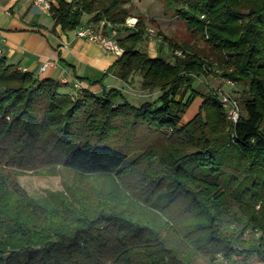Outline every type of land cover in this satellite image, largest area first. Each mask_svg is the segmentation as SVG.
Segmentation results:
<instances>
[{
  "label": "trees",
  "instance_id": "1",
  "mask_svg": "<svg viewBox=\"0 0 264 264\" xmlns=\"http://www.w3.org/2000/svg\"><path fill=\"white\" fill-rule=\"evenodd\" d=\"M120 2L121 0H51L48 13L54 21V26L64 33L81 26V17L84 14L91 16L90 22L105 20L113 28L120 23L123 25L126 18L125 12L120 8ZM165 2L169 7L176 6L177 14L188 25L205 32L209 43L223 52L226 58L223 65L227 68L223 77L233 82H249L253 98L243 100L242 112L237 122L231 126V134L227 138L239 155L248 158L251 165H257L259 169L264 170V67L259 63L264 59V0H254L255 4L248 12L234 9L231 0ZM136 23L134 29L115 28L118 32L126 33L123 38L117 40L123 52L106 72H111L116 78L126 82L132 71H145L148 81L144 82V85L159 84V96L153 101L134 106L125 100L120 90L103 88L100 94L96 95L84 89L80 91L82 96L71 102L68 96L60 95L58 90L61 86L58 82L52 79L38 80L30 73L16 70L6 64L0 57V145L7 141L12 145V149L18 147L16 152H20L28 150L26 147L30 144H39L43 149L48 147L47 151H55V155L60 156L61 166L74 174L118 176L120 168L127 160L125 152L105 144L102 139H73L76 112L80 109L89 113L86 111L91 104L102 116L103 126L106 125L108 116L123 113L130 116L134 123L140 122L158 131L182 133L188 137L193 134L197 146L195 154L188 156L189 154L183 152H174L175 154L170 155L171 165L176 169L184 163H193L191 168L198 167L199 172H202L205 170V163L209 162L208 168L214 170L216 167L210 165L219 161L220 155L217 153L219 147H224L223 139L214 138L215 142L220 144L209 140L202 124H199L200 129L196 127L199 116H195L184 129L180 126L182 115L195 98L191 93L193 79L186 74L179 75L180 69L187 72L197 70L195 73H198L202 66L201 61L190 56L182 65H178L169 64L160 57L148 58L146 52L137 47L143 40L144 32L139 27L138 20ZM184 85L190 87L185 97L180 92ZM116 97H120L123 102L114 107L112 99ZM207 100H210V104L216 103L208 98L203 99V103H208ZM6 117L9 118L8 121ZM102 134V131L95 133L99 138ZM0 149L4 150L1 146ZM170 176H173L169 178L171 181H177L175 172ZM5 182H9L8 177L0 173V188L7 190ZM251 186L250 197H255V202L260 199L261 204H264L258 191L260 186L256 183ZM2 189L0 196L4 199L3 208L7 218L0 220V230L5 237L17 240V243L10 247L12 252L4 260L1 249L7 246V242H0V264H52V261L59 263L61 257H70L78 252L90 258L91 255H99L98 247L102 243L107 245L110 242L115 246L110 250L113 264H186L177 259L173 250L166 247L159 235V227L164 221L153 211L144 210L142 217L139 214H131L134 210L129 208L122 210L125 213H119L108 210V203L104 205L100 201L95 210L78 208L67 212L66 217L56 220L53 211L45 208L42 210L45 216L44 224L53 231V235L41 234L31 221L32 214L38 216L40 212H35L34 204L26 207V203L30 202L24 203L22 200L12 204L11 195L6 191L2 195ZM116 197H123L125 200L124 195ZM192 203L208 215L209 221L201 228H206L214 239L215 230L210 222L212 213L209 210L212 202L208 205L198 199H192ZM30 207L34 209L29 210ZM261 207L264 210V205ZM6 223L11 226H6ZM99 227H108L104 230L107 233L105 237L99 232ZM67 228L70 236L65 233ZM100 237L103 238L99 239ZM234 240V235L224 236L222 239L225 258L235 252L232 248ZM93 244L99 246L95 248L92 247ZM251 251L256 252L264 262V236L259 238L258 247L252 248ZM96 259L95 257L94 260Z\"/></svg>",
  "mask_w": 264,
  "mask_h": 264
},
{
  "label": "rangeland",
  "instance_id": "2",
  "mask_svg": "<svg viewBox=\"0 0 264 264\" xmlns=\"http://www.w3.org/2000/svg\"><path fill=\"white\" fill-rule=\"evenodd\" d=\"M154 2L159 4L158 8L154 5L153 9H146L142 6L139 8L134 5L135 3L132 4L131 0H121L120 8L126 14L123 25L120 23L111 28L109 22L105 20L90 22V15L84 24L92 25L101 34H108L117 41L126 33L118 32L115 28L134 29L138 20L144 34L143 40L137 47L146 52L148 58L160 57L169 64L178 65H182L190 56L201 61L202 66L198 69V73H195L197 70L187 72L180 69L179 75L186 74L193 79L192 92H190L195 95L194 101L181 117L180 126L184 129L195 116H199L196 127L199 128V124H202L209 140L215 142L216 137L223 139L224 147H219L217 153L220 159L214 165H210L216 168L211 171V167L208 168L209 162L205 163V170L202 172H199L198 167L192 169L193 163L187 165L184 163L176 169L173 168L170 155L175 154L174 152L179 154L183 152L189 154L188 156L195 154L197 146L193 134L188 137L182 133L158 131L149 125L134 123L130 116L123 113L108 116L106 125L103 126L102 116L90 104L86 111L89 113H84L80 109L76 112L73 121V139L92 141L102 139L105 144L125 152L127 160L120 168L118 176L115 174L108 177L80 176L64 169L59 163L60 156H56L55 151H47L48 147L43 149L39 144H30L26 147L28 150L16 152L18 147L12 149V145L6 141L0 145L4 148V150L0 149V173L8 177L9 182L5 184L10 191L0 188L2 195L5 191L9 193L12 204L18 200L24 203L30 202L26 203V207L34 204L35 212H40L38 216L32 214L31 221L36 226L37 232L41 234L53 235V231L44 224L43 209L52 210L54 219L59 220L66 217L67 212L78 208L95 210L102 201L104 205L108 203L110 207L108 210L119 213H125L122 210L129 208L134 210L131 214H139L141 217L144 210L159 214L164 221L159 227L160 237L166 247L175 252L177 259L186 264L212 262L213 264H264L259 255L251 251L252 248L258 247L259 238L264 236V210L261 207L264 204H261L260 199L255 202V197H250L251 184L256 183L260 186L258 191L264 201V183H262L264 170L259 169L257 165H251L248 158L239 155L229 144L227 137L231 134L232 124L220 103L222 96H231L241 114L243 100L253 98L249 82L230 80L231 83H227L228 79L223 77L227 71L223 65L225 55L209 43L206 33L188 25L177 14L176 6H167L165 0H154ZM231 2L234 9L243 12H248L255 4L254 0H231ZM84 16L85 14L81 18ZM43 17L50 22L52 20L50 15ZM149 30L154 32V38L158 40L154 45L149 42ZM175 51H182L184 55L176 57ZM109 54L117 58L113 53ZM259 63L264 67V59ZM111 75V72L100 73L97 78L89 82L88 86L95 85L99 89L98 93L90 91L91 94L99 95L103 88L120 89L122 87L120 81ZM147 78L145 71L134 70L126 82L122 81L124 93L122 90L121 93L127 102L138 106L142 102L153 101L160 95L159 84L144 85V82L148 81ZM59 84L60 95L68 96L71 102L77 101L82 96L80 91L84 89L71 93L65 88L67 86H62L63 83ZM189 88L187 85L181 87L182 96L185 97ZM205 98L212 99L216 103L210 104V100H207L208 103H203ZM122 102L120 97L112 99L114 107ZM5 119L9 120L8 117ZM92 127L94 130L91 129ZM99 131L103 132L100 138L95 135ZM187 132L189 134L190 130ZM174 172L177 181L169 179L173 178L170 175ZM120 195H124L125 200L119 197ZM192 199H198L208 205L212 202L209 210L212 213L210 222L215 230L214 239L206 228H201L209 221L208 215L203 209L196 207ZM3 200L0 196V220H4L6 216ZM112 204L115 205L111 207ZM33 209V207L29 208V210ZM141 209L143 211H140ZM6 226L11 225L6 223ZM99 228V232L105 237L107 233L104 230L108 227ZM68 230L67 228L65 233L70 236ZM231 235L235 238L232 245L235 252L225 258L222 239ZM5 240L7 246L1 249L4 260L12 252L10 247L17 243V240L5 237L0 230V242L3 244L2 241ZM113 244V242L107 245L102 243L100 247L98 244H93L92 247L99 248L98 256L91 255L89 258L78 252L71 254L70 257H61L59 263L52 261V264H113L110 258L112 255L110 250L115 247Z\"/></svg>",
  "mask_w": 264,
  "mask_h": 264
},
{
  "label": "crops",
  "instance_id": "3",
  "mask_svg": "<svg viewBox=\"0 0 264 264\" xmlns=\"http://www.w3.org/2000/svg\"><path fill=\"white\" fill-rule=\"evenodd\" d=\"M131 3L139 8L159 7L154 0H131ZM43 15L50 14L34 7L32 0H0V57L6 64L38 80L52 79L61 84L64 80L62 86H67L71 93L76 91L75 84L98 93L99 89L88 86L89 82L106 73L116 59L99 45L77 38L75 30L61 32L53 19L50 22ZM87 18L88 15L81 18L80 24ZM149 40L153 45L158 41L154 37ZM44 63L47 66L40 71ZM119 81L122 87L118 90L124 93V83Z\"/></svg>",
  "mask_w": 264,
  "mask_h": 264
},
{
  "label": "built area",
  "instance_id": "4",
  "mask_svg": "<svg viewBox=\"0 0 264 264\" xmlns=\"http://www.w3.org/2000/svg\"><path fill=\"white\" fill-rule=\"evenodd\" d=\"M32 4L34 7H36L39 10L48 11L51 0H32ZM75 36L79 39L85 40L87 42L97 44L99 45L104 51L108 53H113L117 57L121 56L122 50L119 47L116 40L110 38V36L101 34L98 32L92 25L84 24L75 29ZM149 38H152L155 36L154 32L148 31ZM0 41L1 38H0ZM0 55H1V49H0ZM174 55L176 57H182L184 54L182 51H175ZM47 66V63H44L40 66L39 70L43 71L45 67ZM63 84H65V81H62ZM227 83H231L230 80H227ZM73 89L76 91L82 90L81 86L79 84L73 85ZM220 103L222 104L223 108L226 111L227 119L231 122L232 126L237 122L239 117V110L238 106L235 102V100L229 96L224 95L221 97Z\"/></svg>",
  "mask_w": 264,
  "mask_h": 264
}]
</instances>
